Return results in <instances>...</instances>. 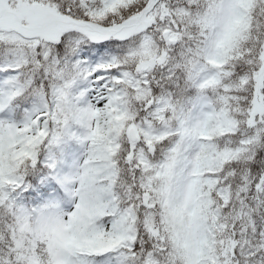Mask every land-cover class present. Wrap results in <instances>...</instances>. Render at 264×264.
Wrapping results in <instances>:
<instances>
[{"label": "snow or ice", "instance_id": "6c2138e0", "mask_svg": "<svg viewBox=\"0 0 264 264\" xmlns=\"http://www.w3.org/2000/svg\"><path fill=\"white\" fill-rule=\"evenodd\" d=\"M0 264H264V0H0Z\"/></svg>", "mask_w": 264, "mask_h": 264}]
</instances>
